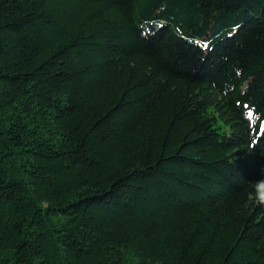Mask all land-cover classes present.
I'll use <instances>...</instances> for the list:
<instances>
[{"label":"trees","instance_id":"trees-1","mask_svg":"<svg viewBox=\"0 0 264 264\" xmlns=\"http://www.w3.org/2000/svg\"><path fill=\"white\" fill-rule=\"evenodd\" d=\"M0 264H264V0H0Z\"/></svg>","mask_w":264,"mask_h":264},{"label":"rangeland","instance_id":"rangeland-1","mask_svg":"<svg viewBox=\"0 0 264 264\" xmlns=\"http://www.w3.org/2000/svg\"><path fill=\"white\" fill-rule=\"evenodd\" d=\"M250 116V115H249Z\"/></svg>","mask_w":264,"mask_h":264}]
</instances>
